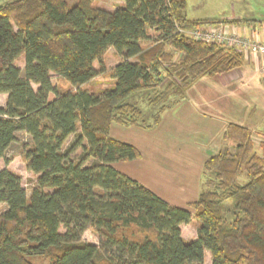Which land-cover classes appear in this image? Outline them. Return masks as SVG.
<instances>
[{
	"label": "trees",
	"instance_id": "16d2710c",
	"mask_svg": "<svg viewBox=\"0 0 264 264\" xmlns=\"http://www.w3.org/2000/svg\"><path fill=\"white\" fill-rule=\"evenodd\" d=\"M93 1L0 3V159L23 131L31 143L22 159L37 175L27 196L20 177L0 169V264H204L205 251L211 264H264V144L259 156L248 128L227 125L233 146L205 161L194 213L115 169L140 152L109 134L112 123L151 127L144 121L159 122L170 98L185 99L194 81L243 65L244 55L180 32L220 22L189 20L186 0H116L113 11ZM109 48L120 58L112 87L80 89L106 72ZM51 73L74 90L60 92ZM142 91L147 111L128 101ZM192 220L196 238L185 240L180 226ZM87 230L98 244L81 239Z\"/></svg>",
	"mask_w": 264,
	"mask_h": 264
},
{
	"label": "crops",
	"instance_id": "0c3cea01",
	"mask_svg": "<svg viewBox=\"0 0 264 264\" xmlns=\"http://www.w3.org/2000/svg\"><path fill=\"white\" fill-rule=\"evenodd\" d=\"M3 1L6 0L0 3ZM116 2L118 7L123 5ZM218 2L219 5L207 0H186V16L193 21L237 20L240 23L222 26L229 32L264 40V0ZM244 58L241 68L194 81L186 91L184 103L165 111L154 128L112 123L110 136L132 144L140 152L137 159L113 163L114 168L170 205L191 211V204L200 193L203 163L233 146L222 136L228 123L252 132L254 151L260 156V144L264 143V58ZM184 226H180L182 237L195 239L192 232L185 236Z\"/></svg>",
	"mask_w": 264,
	"mask_h": 264
},
{
	"label": "rangeland",
	"instance_id": "374dc122",
	"mask_svg": "<svg viewBox=\"0 0 264 264\" xmlns=\"http://www.w3.org/2000/svg\"><path fill=\"white\" fill-rule=\"evenodd\" d=\"M4 2V1H3ZM67 2L72 5L74 2H76V0H67ZM207 2L209 3H214L217 2L219 5L218 0H207ZM93 5L99 8H103L109 11H113L115 10L119 5L116 2V0H94L93 1ZM227 21V20H233V19H221L219 20L222 23H218V24H208L205 26H200L196 29H184L182 28L181 30L184 31V33L189 36L190 34H192V32L195 31H204V29H209V28H221L224 27L222 25H224L225 23H223V21ZM240 23V22H239ZM191 32V33H190ZM228 48V47H227ZM170 50V49H168ZM171 51V50H170ZM173 54V62H177L178 59L180 58V54L178 52L175 51H171ZM247 57V56H244ZM245 59V58H244ZM120 61L119 56L115 53V51L112 48H109L103 58V62L105 65V69L106 72L101 73L100 75H98L97 77H95L93 80H91L89 83L80 86V89H84V90H88V91H93L95 93H98L100 91H102L105 88H110L113 85V79L110 76V69L113 68L118 62ZM96 67H98L97 63H94ZM244 65V64H243ZM243 65L234 68V69H238L241 68ZM16 66L23 69L24 63L22 59H19L16 62ZM51 82L53 85H55L60 92H66L68 90H74V87H71L70 85H68L65 81H63L62 79H60V77H58V75L51 73ZM32 87L34 89L37 88L36 85H32ZM190 87V86H189ZM188 87V88H189ZM186 95V92H185ZM147 96V92L146 91H142V92H138L137 94H134L132 96H130L128 98V101L136 104L137 106L141 107L142 110L147 111L149 109V106L147 104V100L146 97ZM6 98L7 95L6 94H0V106L4 107L5 103H6ZM186 99V96H185ZM185 99H181V100H177V99H172L170 98V101L166 104L168 105L170 103V108L165 109L161 115L168 110H171L173 108H175L176 106H178V104L184 103ZM154 118H147V120H145L144 122L151 124V127L148 128H154L159 122L154 123L155 121L153 120ZM161 119V117H160ZM160 121V120H159ZM153 123V125H152ZM232 123V122H231ZM116 124V123H115ZM230 124V123H228ZM120 125V124H118ZM124 126V125H121ZM140 127V128H145L142 125H130V126H124V127ZM227 126L225 127L224 132L226 131ZM126 134V133H125ZM127 135V134H126ZM223 136V135H222ZM15 141H13L8 148L5 151L4 154V159L7 160V163L4 161L3 158L0 159V169H8L10 172H12L13 174L17 175L20 177V184L21 187L24 188V190L26 191L27 196L30 195L31 193V189L34 187L35 185V180L37 175L29 172L26 170L25 168V163L22 159V146L24 144L30 145L31 143V139L30 136L27 135L25 132L23 131H17L15 133ZM123 137V139H126V136H120ZM72 139V137L69 138L68 141H70ZM67 141V143H68ZM227 141V140H226ZM254 144V143H253ZM264 144V143H261ZM260 144V145H261ZM255 148V146H254ZM259 148V147H258ZM210 158V157H209ZM207 160V159H206ZM205 160V161H206ZM205 163V162H204ZM203 163V165H204ZM203 168H202V173H201V181H200V191L202 189V183H203ZM239 183H243L246 181V175L242 174L238 177L237 180ZM231 205V201H227L225 203V206H230ZM5 209V205L4 204H0V213ZM190 211V210H189ZM192 213H194V210L191 208ZM190 211V212H191ZM61 232H63V229H60ZM183 232L186 236L187 233L192 232L194 236H196V221L192 220V222H190L189 224H185V226L183 227ZM81 239L83 241L86 242H92L95 244H98V238L95 235V233L92 230H87L82 234ZM28 259L32 262V264H49V261L47 258L44 257H40V256H31L28 257ZM204 264H211V255L209 251H205V258H204Z\"/></svg>",
	"mask_w": 264,
	"mask_h": 264
},
{
	"label": "built area",
	"instance_id": "2783aa9c",
	"mask_svg": "<svg viewBox=\"0 0 264 264\" xmlns=\"http://www.w3.org/2000/svg\"><path fill=\"white\" fill-rule=\"evenodd\" d=\"M179 31L184 33L181 29H179ZM189 37L207 43L211 42L224 47L234 48L244 56L253 55L264 58V40H260L254 35H240L225 30V27H221L204 29V31H195L192 32ZM262 72H264V63L262 66Z\"/></svg>",
	"mask_w": 264,
	"mask_h": 264
}]
</instances>
